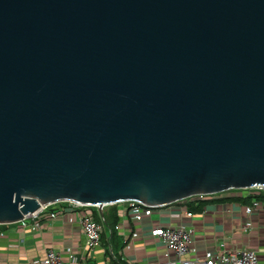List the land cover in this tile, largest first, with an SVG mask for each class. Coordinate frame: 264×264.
<instances>
[{"label": "water", "instance_id": "obj_1", "mask_svg": "<svg viewBox=\"0 0 264 264\" xmlns=\"http://www.w3.org/2000/svg\"><path fill=\"white\" fill-rule=\"evenodd\" d=\"M264 188V0H0V225Z\"/></svg>", "mask_w": 264, "mask_h": 264}, {"label": "crops", "instance_id": "obj_2", "mask_svg": "<svg viewBox=\"0 0 264 264\" xmlns=\"http://www.w3.org/2000/svg\"><path fill=\"white\" fill-rule=\"evenodd\" d=\"M258 194V191L248 189L208 196L205 200L209 202L202 212H192L191 218L184 215L183 201L154 209L141 222L133 220L129 203L112 205L117 217L115 223L107 209L101 217L98 209L91 207L84 211L69 203L55 204L37 220L38 231L31 229L34 220L25 228L18 223L0 225V264H40L49 250L58 253L64 264H160L166 260L167 251L151 232L159 227L179 225L193 231L190 252L184 258L203 256L205 252L251 250L264 264V212L258 209L246 213L253 202L261 200ZM83 213L91 215L102 230L99 245L91 251L84 245L80 226ZM51 214L55 215L52 219ZM106 214L111 216L108 223L104 220ZM69 256L76 261L71 262Z\"/></svg>", "mask_w": 264, "mask_h": 264}, {"label": "built area", "instance_id": "obj_3", "mask_svg": "<svg viewBox=\"0 0 264 264\" xmlns=\"http://www.w3.org/2000/svg\"><path fill=\"white\" fill-rule=\"evenodd\" d=\"M258 191L261 200H256L252 205L246 209L247 214H251L253 211L262 209L264 212V188H254ZM202 199L203 197H197ZM131 208V214L133 220L141 222L144 217H148L153 213L152 208L143 207L137 203H129ZM71 207L84 210L88 207H81L78 205L70 204ZM50 206L41 207L37 212L27 217H24L18 224L21 228H25L29 225L30 221H36L32 225L31 229L33 231H38L39 224L37 220L39 217L45 213ZM184 215L186 218H191L193 214L189 212L186 208L184 209ZM54 214H51V219L54 217ZM80 226L84 238V245L91 251L95 249L100 242L102 230L101 227L97 224L94 218L88 213H83ZM193 231L190 227L179 225L176 227H159L151 232V236L159 239L165 246L167 253L165 254V261L160 264H262L258 258L256 252L251 250L243 251H222L218 253L205 252L203 256H196L193 258H184L189 254V244L191 242ZM174 256V258H171ZM71 262H75L76 259L73 256H69ZM40 264H64L61 256L49 250L46 253L45 258L40 262ZM147 264V263H144Z\"/></svg>", "mask_w": 264, "mask_h": 264}, {"label": "trees", "instance_id": "obj_4", "mask_svg": "<svg viewBox=\"0 0 264 264\" xmlns=\"http://www.w3.org/2000/svg\"><path fill=\"white\" fill-rule=\"evenodd\" d=\"M254 198H256V199H259V197H255L254 196ZM204 199V200H203ZM203 199H197V197H193V198H189V199H187V200H185L184 201V203H185V207H186V209L189 211V212H193V213H201L202 212V210H203V208L207 205V203L209 202V200L207 201V200H205L206 199V197H203ZM183 202V201H182ZM245 203L247 202V203H249V200H245L244 201ZM56 205H60V206H63V205H66V203H59V204H56ZM52 206H55V205H52ZM113 207L114 206H108V207H105L104 209L106 210H108V211H111V214L113 215V217H111L110 215L108 216V214H106L105 216H104V220H105V223H108L109 221H110V218L109 217H111V221L112 222H116L117 221V217H116V214L115 213H113ZM91 209H92V207H91ZM93 209H95L96 210V208H93ZM103 209V210H104Z\"/></svg>", "mask_w": 264, "mask_h": 264}, {"label": "rangeland", "instance_id": "obj_5", "mask_svg": "<svg viewBox=\"0 0 264 264\" xmlns=\"http://www.w3.org/2000/svg\"><path fill=\"white\" fill-rule=\"evenodd\" d=\"M206 197H208V196H206ZM180 203V202H179Z\"/></svg>", "mask_w": 264, "mask_h": 264}]
</instances>
